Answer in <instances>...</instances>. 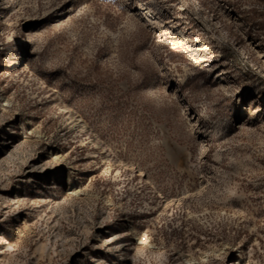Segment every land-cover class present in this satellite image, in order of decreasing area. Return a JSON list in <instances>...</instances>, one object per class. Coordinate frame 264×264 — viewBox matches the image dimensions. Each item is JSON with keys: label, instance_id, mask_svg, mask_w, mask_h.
Returning <instances> with one entry per match:
<instances>
[{"label": "rangeland", "instance_id": "1", "mask_svg": "<svg viewBox=\"0 0 264 264\" xmlns=\"http://www.w3.org/2000/svg\"><path fill=\"white\" fill-rule=\"evenodd\" d=\"M0 264H264V0H0Z\"/></svg>", "mask_w": 264, "mask_h": 264}, {"label": "bare ground", "instance_id": "2", "mask_svg": "<svg viewBox=\"0 0 264 264\" xmlns=\"http://www.w3.org/2000/svg\"><path fill=\"white\" fill-rule=\"evenodd\" d=\"M63 110L65 111V112H70V110H69V108L68 107H66V106H64L63 105ZM74 120L77 122V123H79L80 125H83V124H81V121H80V119H79V117L78 116H74ZM76 124V123H75ZM85 126V125H84ZM87 133V132H86Z\"/></svg>", "mask_w": 264, "mask_h": 264}]
</instances>
